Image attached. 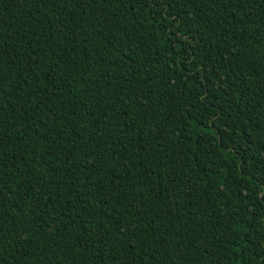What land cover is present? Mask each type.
Masks as SVG:
<instances>
[{
  "label": "trees",
  "instance_id": "obj_1",
  "mask_svg": "<svg viewBox=\"0 0 264 264\" xmlns=\"http://www.w3.org/2000/svg\"><path fill=\"white\" fill-rule=\"evenodd\" d=\"M0 264H264V0H0Z\"/></svg>",
  "mask_w": 264,
  "mask_h": 264
}]
</instances>
